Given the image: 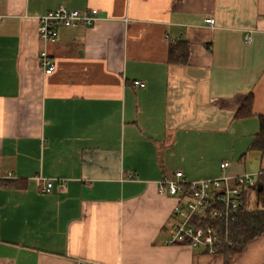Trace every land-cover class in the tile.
Instances as JSON below:
<instances>
[{
    "label": "crops",
    "instance_id": "1",
    "mask_svg": "<svg viewBox=\"0 0 264 264\" xmlns=\"http://www.w3.org/2000/svg\"><path fill=\"white\" fill-rule=\"evenodd\" d=\"M60 6L99 19L44 44ZM263 115L264 0H0V264H264V234L234 255L168 244L177 198L158 191L264 170Z\"/></svg>",
    "mask_w": 264,
    "mask_h": 264
},
{
    "label": "built area",
    "instance_id": "2",
    "mask_svg": "<svg viewBox=\"0 0 264 264\" xmlns=\"http://www.w3.org/2000/svg\"><path fill=\"white\" fill-rule=\"evenodd\" d=\"M99 19V11L71 9L66 6L49 10L38 16V34L44 44L55 42L59 36L60 27L80 28L90 26ZM213 25L215 19L206 18ZM247 41L251 35L246 36ZM39 63L47 74L55 71L56 63L46 47L39 52ZM144 86V83L135 81ZM230 166L229 161L221 163L225 171ZM257 173L243 172L235 175L227 173L219 177L204 179H188L182 171L164 175L159 182V193L177 198L174 207L176 221L168 227V244H186L194 248L204 247L210 253H217L220 235L212 226H201L195 222L197 217L211 216L215 218H234L231 210L239 208L242 192L257 185ZM53 181H47L44 189L50 191ZM217 205V206H216Z\"/></svg>",
    "mask_w": 264,
    "mask_h": 264
},
{
    "label": "trees",
    "instance_id": "3",
    "mask_svg": "<svg viewBox=\"0 0 264 264\" xmlns=\"http://www.w3.org/2000/svg\"><path fill=\"white\" fill-rule=\"evenodd\" d=\"M189 44L185 41L172 43L169 60L171 63L188 62ZM251 149L264 150V115L261 117V126L255 139L250 145ZM257 184L264 187V170L256 177ZM254 189L248 188L242 192V201L238 209L231 210L234 218H215L211 216L197 217L195 222L201 226H212L220 235L217 251L226 255L241 252L248 242L264 234V192L256 203ZM217 206V205H216Z\"/></svg>",
    "mask_w": 264,
    "mask_h": 264
}]
</instances>
